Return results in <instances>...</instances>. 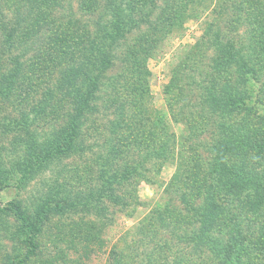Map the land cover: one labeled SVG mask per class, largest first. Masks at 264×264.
<instances>
[{
	"label": "trees",
	"instance_id": "1",
	"mask_svg": "<svg viewBox=\"0 0 264 264\" xmlns=\"http://www.w3.org/2000/svg\"><path fill=\"white\" fill-rule=\"evenodd\" d=\"M63 1L0 0V105L11 110L4 115L0 112V133L11 140L7 152L0 148V190L13 185L12 181L21 188L56 159L82 155L86 148L80 137L85 127L96 131L95 124L104 125V148L95 163L98 184L89 192L70 194L60 184L50 185L30 211L20 202L3 209L18 224L17 237H23L27 247L24 259L35 253L34 239L52 216L76 211L95 216L103 213L106 203L123 206L129 194L125 191L122 196L119 190L130 180H146L149 165L162 168L175 159L179 170H185L184 181L190 183L179 194L187 203L188 215H173L164 208L159 222L169 220L174 243H184L198 256H206L205 262L242 264V240L234 236L239 233L223 237L233 221V213L224 204L252 212L264 209V164L257 166L259 161L264 163V90L256 86L264 69V0L237 4L234 0L225 12L232 17L228 22L232 31L246 27L244 38L237 34L223 42L208 27L207 43L217 52L210 70L226 74L222 83L220 78L199 81L204 95L192 106L186 97L179 101L184 88L178 84L181 78L173 74L164 92L168 113L155 118L144 105L149 96L146 61L153 57L160 36L153 32L131 43L127 37L143 26H152L159 0H106L103 11L89 25L93 30L72 16L56 22V8ZM183 2L158 18L163 29L170 32L179 25L189 5L196 3ZM33 9L36 15L29 20ZM120 41L125 43L120 60L123 69L108 75ZM195 62V58L188 59V65ZM194 73L191 70V83H195ZM178 103L183 104L179 109ZM176 116H184L185 121ZM180 121L190 131L191 140L178 147L171 126ZM259 128L260 136L255 132ZM206 135L207 144L195 142ZM199 145L208 159L198 152ZM253 244L264 260V227ZM116 254L113 264H121V253Z\"/></svg>",
	"mask_w": 264,
	"mask_h": 264
},
{
	"label": "rangeland",
	"instance_id": "2",
	"mask_svg": "<svg viewBox=\"0 0 264 264\" xmlns=\"http://www.w3.org/2000/svg\"><path fill=\"white\" fill-rule=\"evenodd\" d=\"M87 1V4H85L86 0L63 1L61 6L56 8V22H65L67 16H72L82 25H92L103 11L106 0ZM183 1L159 0L153 11L152 26L150 28L143 26L127 37V41L131 43L141 36H150L153 32L160 36L153 57L146 61L149 71V96L144 105H147L150 116L153 118L157 114L168 113L164 92L172 76L177 74L181 78L178 84L184 88L179 101L182 102L186 97L187 103L192 106H196L200 102L199 97L204 95V90L197 86L199 81L204 78L205 81L220 78L218 82L222 83L221 77L226 74H214V70H210L212 59L215 58L217 52L207 43L208 27L215 32L212 36L219 37L223 42L237 37V34L241 38L245 37L246 27L242 26L232 31L228 25L232 17L225 12L231 8L230 5L234 0H195L196 3L189 5L186 16L181 18L179 25L173 27L170 32L168 29H163L158 18L170 12L171 7L184 4ZM239 1L236 0L235 3ZM220 8L223 10L220 11ZM8 10L5 7V11ZM35 12V9L31 11L32 14L28 16L29 20L34 19ZM89 27L93 30V27ZM212 36L210 38H213ZM123 43L120 41L121 45L114 52L117 60L108 75L118 74L123 69V63L120 61L123 56L122 50L125 44ZM189 58H195L196 62L188 65ZM191 70L192 74L195 72L193 81L195 83L189 81ZM260 73L256 86H262L264 90V69ZM231 77L234 76L231 75ZM182 105L178 103L177 109ZM2 111L4 115L11 110L6 108V105H0V112ZM13 114L10 116L14 117ZM0 116H2L1 113ZM176 117L185 121L184 116ZM47 124L43 125L44 129L47 128ZM95 126L98 127L96 131H93L95 129L93 126L91 129L85 127L80 137L86 148L82 155L73 153L61 160L56 159L53 165L40 170L33 179L22 184L21 188L16 186L18 184L16 181H12L13 185L0 190V264H16L18 260L24 259L27 253V247L22 243L23 237L19 239L17 237L20 235L17 233V222L10 212L3 210L9 203L20 202L24 210L30 211L33 203L48 190L50 185L60 184L63 188L66 187L70 194L76 195L85 194L89 192L88 189L96 187L98 182L95 163L98 153L104 148L102 147V132L105 127L99 123ZM171 129L175 133L178 147L181 143L188 144L191 140L190 131L185 128V123L174 124ZM261 131L262 128L255 130L259 136ZM207 139L208 135L194 140L195 142L201 141L205 145L208 143ZM10 141V138L0 133V148L3 147L7 152L10 148L8 144ZM198 147V152L202 154L203 159H208L209 156L204 151L205 149L201 145ZM177 164L178 162L174 159L162 168L149 165L146 180L138 181V178H133L126 188L119 190L122 196L125 191L129 194L124 196L123 206H112L106 203L103 213L95 216L80 211L52 216L44 225L40 235L34 239L35 253L25 258L22 264H113V254L116 257L119 255L116 252L121 253L119 257L122 259L121 264H157L155 262L158 264L182 262L213 264L210 261L205 262L203 259L206 256H198L191 247L184 243L175 244L174 227L169 220L164 224L159 222L164 208L173 212V215H188L185 210L187 203L181 201L179 194L186 192L190 183L184 181L185 170H179ZM258 164L257 166L261 167L264 163L259 161ZM175 176H178V181L174 180ZM224 206L227 211L231 210L233 213V221L230 222L231 228H228V233L223 237L228 238L231 233H239L234 236L242 240V247L239 251L240 262L242 264H264V260L254 249L253 244L259 230L264 227V209L260 212H252L246 208L239 209L237 205L230 203ZM187 220L191 221L190 218ZM165 224H167L166 227Z\"/></svg>",
	"mask_w": 264,
	"mask_h": 264
}]
</instances>
